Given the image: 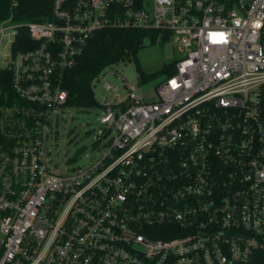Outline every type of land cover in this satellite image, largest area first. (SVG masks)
I'll list each match as a JSON object with an SVG mask.
<instances>
[{
	"label": "built area",
	"instance_id": "2783aa9c",
	"mask_svg": "<svg viewBox=\"0 0 264 264\" xmlns=\"http://www.w3.org/2000/svg\"><path fill=\"white\" fill-rule=\"evenodd\" d=\"M18 7L0 20V71L32 106H0V264H248L264 251V0H51L25 22ZM22 27L35 46L14 48ZM105 27L156 31L183 55L155 101L121 72L120 87L105 82V153L55 171L44 127Z\"/></svg>",
	"mask_w": 264,
	"mask_h": 264
},
{
	"label": "rangeland",
	"instance_id": "374dc122",
	"mask_svg": "<svg viewBox=\"0 0 264 264\" xmlns=\"http://www.w3.org/2000/svg\"><path fill=\"white\" fill-rule=\"evenodd\" d=\"M12 36H6L3 46L7 45ZM183 55L179 45L172 41H157L151 43L148 39L138 51L137 58L140 68L146 73L158 72L166 63L173 62ZM93 82L96 100L101 103L108 95L104 89L105 82H109L113 88L120 87L121 81L116 76L121 72L129 79V82L137 85V92L144 95L146 100L158 99L156 87L164 79L165 74H160L153 79L140 81V72L134 60H121L106 68L105 72ZM120 96L126 95V91L118 90ZM103 109L99 106L77 107L67 106L59 109L53 115L50 122L46 123L44 143L49 150L47 157L52 161V169L55 171H68L85 168L102 156L109 144L100 143L97 140V131L102 126L100 117ZM2 234L0 232V239Z\"/></svg>",
	"mask_w": 264,
	"mask_h": 264
},
{
	"label": "trees",
	"instance_id": "16d2710c",
	"mask_svg": "<svg viewBox=\"0 0 264 264\" xmlns=\"http://www.w3.org/2000/svg\"><path fill=\"white\" fill-rule=\"evenodd\" d=\"M51 0H19L16 20H42L50 15ZM10 13V0H0V20ZM158 32L139 28L105 27L97 31L89 41L78 62L67 69L63 86L69 92L67 106L103 107L95 98L93 82L104 69L121 60H134L140 72L142 82L153 79L160 74L174 72V62L166 63L155 73H146L137 58L138 51L145 40L156 43ZM165 36L162 41L165 40ZM36 45L25 27H22L14 43V48H29ZM0 106H11L16 102L22 109L30 108L31 103L18 98L11 89V72L0 71ZM248 264H264V251L257 253Z\"/></svg>",
	"mask_w": 264,
	"mask_h": 264
}]
</instances>
